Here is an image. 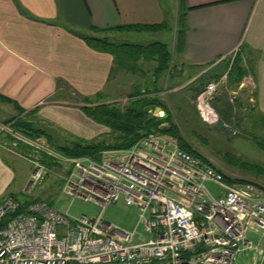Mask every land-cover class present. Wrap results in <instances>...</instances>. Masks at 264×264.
<instances>
[{
    "label": "built area",
    "instance_id": "2783aa9c",
    "mask_svg": "<svg viewBox=\"0 0 264 264\" xmlns=\"http://www.w3.org/2000/svg\"><path fill=\"white\" fill-rule=\"evenodd\" d=\"M225 76L226 71L220 80ZM217 82H206L192 101L197 115L209 125L218 120L211 102ZM233 98L230 93L228 99ZM11 123L0 124V147L30 161L28 186L46 173L41 155L65 160L63 192L91 200L98 211L70 215L42 199L29 200L19 209V196L3 195L0 264H239L237 256L243 264H264L260 183L225 180V175L234 176L159 131H150L127 147L68 156L51 148L44 136H30ZM119 197L135 209L136 222L150 237L135 240L134 228H121L102 217L105 205ZM249 233L257 236L256 241ZM246 257H251L249 263Z\"/></svg>",
    "mask_w": 264,
    "mask_h": 264
},
{
    "label": "crops",
    "instance_id": "0c3cea01",
    "mask_svg": "<svg viewBox=\"0 0 264 264\" xmlns=\"http://www.w3.org/2000/svg\"><path fill=\"white\" fill-rule=\"evenodd\" d=\"M183 7L180 50L173 49L174 35L170 43L176 68L169 81L184 69V82L210 70L236 94L232 101L225 97V104L231 109L233 103L249 107L264 116V0H183ZM165 15L164 0H0V93L11 99L2 101L0 122L17 112L16 103L21 113L32 111L31 120L75 137L103 132L106 127L79 106L84 104L81 97L96 92L104 91L103 102L121 98L111 94L114 57L89 47L78 33L103 35L97 27L159 22ZM117 32L111 36L119 37ZM235 54L246 70L237 84H228L226 76L220 78ZM132 64L126 59L116 63L118 68ZM18 158L30 164L0 147V198L24 190Z\"/></svg>",
    "mask_w": 264,
    "mask_h": 264
},
{
    "label": "rangeland",
    "instance_id": "374dc122",
    "mask_svg": "<svg viewBox=\"0 0 264 264\" xmlns=\"http://www.w3.org/2000/svg\"><path fill=\"white\" fill-rule=\"evenodd\" d=\"M176 4L177 2L175 3V0H164L166 15L163 27L156 30H123L117 32L116 36L119 37L115 38L137 43L161 40L168 45L171 52L172 46H170V43L174 35L177 19L178 6ZM152 65L153 61L148 62L142 61L141 59H137L130 66L123 65L119 68L115 63L116 73H114L115 75L111 80V84L114 87L111 94L115 97L121 96V98L116 100L120 105L126 101L128 92L142 89L144 86L143 84H150L148 75L151 72ZM186 74L187 70L184 69L183 73L173 81H169V77L166 76V78H164L165 75H163L158 83L161 89L157 93L165 104L170 120L175 124L180 135L198 153L208 157L227 173L232 174L234 177L254 180L264 187V172L252 168H245L243 166L244 162H252L258 164L264 171V149L257 143V141H259L264 145V116L256 111H252L249 107L243 108L241 105H236L235 103H233L231 109L229 105L225 104V97L228 99L231 92L225 87L222 81H218L215 90V97H218V100L214 99V101H211L214 108L219 112L218 120L212 125L205 123L197 115L195 106L192 103L194 97L192 92L193 89L197 87L201 86V89L205 83L210 80L219 79L218 77L220 75L212 77L210 70L206 69V71L193 80L184 82L185 78H187ZM172 87L174 90L167 91V88ZM68 97L74 96L69 95ZM103 100L104 91L101 94L100 101L90 103L84 102V104L93 105L103 102ZM3 108H5V105L0 101V114L2 113V115L5 113ZM161 110L163 109L160 106H154L151 108L150 112L158 115L161 113ZM14 113L16 112L14 111ZM6 117H8V114ZM2 122L3 120L0 124ZM31 122L33 125L45 129V131L50 134L53 143L59 144L65 142V140L68 141L77 138L71 135V132L68 130H63L62 132L58 129L49 128L41 121L31 120ZM225 123L229 126V129L224 126ZM167 124L168 121H164L159 125ZM102 126L104 127L105 125L103 124ZM112 133L113 132L106 127L103 132L96 133L93 137L87 138V140H112ZM166 135V133H163V136ZM47 143L50 145L48 141ZM50 147L52 148L53 146L50 145ZM43 157H45L47 164L42 162L41 158ZM40 161L45 165L46 173L43 174L42 178L37 183L25 187V179L28 171H31V169L29 170L30 164L26 160L18 158V162L22 166V169L19 167L18 170L22 171L24 175V179L23 175L21 179L22 189L24 190L19 191L20 193L17 195L27 197L30 200L42 199L52 207L60 211H65L70 215L84 213L90 216L97 213L98 206L91 200H83L77 197L71 198L63 192L62 175L63 169L67 164L65 160H60V162H58L51 156L41 155ZM206 185L211 188L212 192H217V188L213 184L206 183ZM101 215L107 221L121 228L127 230L134 228L135 234L137 235L135 240L150 237L149 233L142 230L140 223L136 222L135 209L129 205H125L120 197L107 203ZM249 237L253 241H256L257 236L254 233H249ZM263 241L264 237L261 239L262 243ZM250 261L251 257L250 259L249 257L245 258L246 263ZM236 262L243 264V259L237 256Z\"/></svg>",
    "mask_w": 264,
    "mask_h": 264
},
{
    "label": "trees",
    "instance_id": "16d2710c",
    "mask_svg": "<svg viewBox=\"0 0 264 264\" xmlns=\"http://www.w3.org/2000/svg\"><path fill=\"white\" fill-rule=\"evenodd\" d=\"M177 19L174 28L173 49L179 51L182 44V26H183V0H177ZM164 20L153 23H122L106 27H97L103 35L83 34L78 33L89 47L106 51L113 55L114 62L120 64L123 60L134 62L137 59L142 61H153L151 66L150 84H143L142 89L130 91L127 94L126 101L119 104L117 101L99 102L93 105L82 104L80 109L84 111L93 120L104 124L112 133V140H87L77 137L73 140H65L63 143H53L50 134L40 126L33 125L31 119L28 117L29 112L23 111L22 107L14 103L17 109L15 114L3 119V122L12 120L11 126L22 130L30 136L42 135L53 146L54 149L61 153L74 156L81 154L97 155V152L106 148H122L131 145L137 138L147 134L150 131H159L166 133L175 138L179 147L188 152L197 154L198 152L192 148L180 135L175 124L170 120L169 113L165 108V104L157 94L161 89L159 79L166 75L172 77L175 70V63L172 60V54L168 45L161 40H152L147 43H137L125 40H120L111 36L113 31L123 30H156L163 27ZM93 28V27H92ZM245 66L242 64L241 56L235 54L226 71V82L228 84H237L241 76L245 73ZM166 73V74H165ZM201 87V86H200ZM197 87L193 89V94L200 89ZM101 100V93L96 92L92 97L83 96L81 101L85 103L97 102ZM0 101L11 102V99L0 93ZM151 108L160 106L166 111V116L161 117L155 115L145 109L146 106ZM230 107V106H229ZM231 108V107H230ZM21 113V114H20ZM168 121L167 125H159L161 122ZM2 122V123H3ZM257 143L264 149L261 142ZM44 164H47L45 157L41 158ZM245 168H252L257 171L264 172L258 164L252 162H244ZM227 181H244L247 178L224 176ZM19 196V195H16ZM21 200V207L30 199L24 196H19Z\"/></svg>",
    "mask_w": 264,
    "mask_h": 264
},
{
    "label": "water",
    "instance_id": "95a60500",
    "mask_svg": "<svg viewBox=\"0 0 264 264\" xmlns=\"http://www.w3.org/2000/svg\"><path fill=\"white\" fill-rule=\"evenodd\" d=\"M145 109L148 110V111H150L151 110V107L148 105V106L145 107ZM166 114H167L166 111L161 110V113L158 114V115L161 116V117H165Z\"/></svg>",
    "mask_w": 264,
    "mask_h": 264
}]
</instances>
